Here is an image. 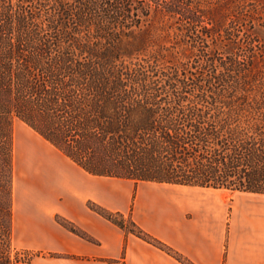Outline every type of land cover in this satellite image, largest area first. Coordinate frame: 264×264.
I'll return each mask as SVG.
<instances>
[{"label":"trees","instance_id":"16d2710c","mask_svg":"<svg viewBox=\"0 0 264 264\" xmlns=\"http://www.w3.org/2000/svg\"><path fill=\"white\" fill-rule=\"evenodd\" d=\"M15 120L91 176L264 195V0H0V264H31L12 244Z\"/></svg>","mask_w":264,"mask_h":264},{"label":"crops","instance_id":"0c3cea01","mask_svg":"<svg viewBox=\"0 0 264 264\" xmlns=\"http://www.w3.org/2000/svg\"><path fill=\"white\" fill-rule=\"evenodd\" d=\"M61 156L41 164L45 174L58 175L57 195L55 202L41 203L27 225V248L44 254L31 264H181L126 235L88 203L124 215L131 212L145 233L192 264H264V203L235 204L229 220L224 202H211L208 194L199 193L213 189L149 182L135 187L129 180L91 176ZM55 214L90 240L57 224Z\"/></svg>","mask_w":264,"mask_h":264},{"label":"rangeland","instance_id":"374dc122","mask_svg":"<svg viewBox=\"0 0 264 264\" xmlns=\"http://www.w3.org/2000/svg\"><path fill=\"white\" fill-rule=\"evenodd\" d=\"M47 157L63 159L55 148L45 142L27 125L15 120L13 123L12 244L17 249L29 251L31 263L37 257V252L27 248V225L32 213L40 207V204H47L49 199L50 202H55L57 195L58 175H49L41 171V164ZM50 177L53 179H50ZM32 181H34V184ZM134 185L136 187L137 184L134 183ZM199 193L208 194L211 202H224L227 210V219L229 220H231L235 204L264 203V196L243 195L239 192L213 189L199 191ZM55 216L59 215L55 214L54 220ZM126 226L129 228L128 225Z\"/></svg>","mask_w":264,"mask_h":264},{"label":"bare ground","instance_id":"6f19581e","mask_svg":"<svg viewBox=\"0 0 264 264\" xmlns=\"http://www.w3.org/2000/svg\"><path fill=\"white\" fill-rule=\"evenodd\" d=\"M32 183L34 184V181H32Z\"/></svg>","mask_w":264,"mask_h":264}]
</instances>
